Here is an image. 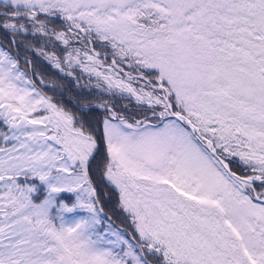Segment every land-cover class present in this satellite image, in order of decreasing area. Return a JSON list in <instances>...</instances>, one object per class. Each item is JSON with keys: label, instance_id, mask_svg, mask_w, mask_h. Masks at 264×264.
<instances>
[{"label": "snow or ice", "instance_id": "6c2138e0", "mask_svg": "<svg viewBox=\"0 0 264 264\" xmlns=\"http://www.w3.org/2000/svg\"><path fill=\"white\" fill-rule=\"evenodd\" d=\"M0 264H264V0H0Z\"/></svg>", "mask_w": 264, "mask_h": 264}]
</instances>
